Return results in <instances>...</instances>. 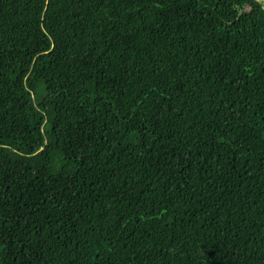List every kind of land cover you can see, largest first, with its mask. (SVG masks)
I'll use <instances>...</instances> for the list:
<instances>
[{"label": "trees", "instance_id": "16d2710c", "mask_svg": "<svg viewBox=\"0 0 264 264\" xmlns=\"http://www.w3.org/2000/svg\"><path fill=\"white\" fill-rule=\"evenodd\" d=\"M0 264H264V2L0 0Z\"/></svg>", "mask_w": 264, "mask_h": 264}, {"label": "rangeland", "instance_id": "374dc122", "mask_svg": "<svg viewBox=\"0 0 264 264\" xmlns=\"http://www.w3.org/2000/svg\"><path fill=\"white\" fill-rule=\"evenodd\" d=\"M261 1H263V2H264V0H261Z\"/></svg>", "mask_w": 264, "mask_h": 264}]
</instances>
